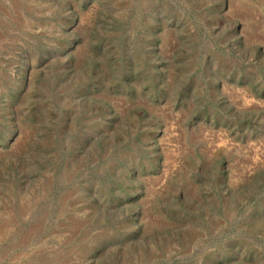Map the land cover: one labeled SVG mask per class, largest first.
Instances as JSON below:
<instances>
[{
  "label": "rangeland",
  "instance_id": "rangeland-1",
  "mask_svg": "<svg viewBox=\"0 0 264 264\" xmlns=\"http://www.w3.org/2000/svg\"><path fill=\"white\" fill-rule=\"evenodd\" d=\"M0 264H264V0H0Z\"/></svg>",
  "mask_w": 264,
  "mask_h": 264
}]
</instances>
